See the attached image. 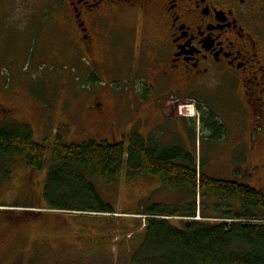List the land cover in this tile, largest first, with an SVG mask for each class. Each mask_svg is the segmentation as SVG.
<instances>
[{"label": "rangeland", "instance_id": "obj_1", "mask_svg": "<svg viewBox=\"0 0 264 264\" xmlns=\"http://www.w3.org/2000/svg\"><path fill=\"white\" fill-rule=\"evenodd\" d=\"M48 19L45 30L26 31L21 44H17V32L2 37L0 106L6 113L0 116V129L27 127L39 144L45 139L54 143L56 137L69 145L115 140L127 144L138 90L143 88L145 62L138 65L137 56L149 51L150 30L145 33L139 25L114 44H97L105 45L113 61L107 65L103 52L97 51L98 68L93 71L89 63L67 55L65 48L62 57L55 55L54 31L49 26L52 20ZM222 92L213 91L209 101L217 102L218 96H225ZM93 98L101 103L99 113L90 110ZM122 101L130 103L128 109L122 108ZM179 111L186 117L196 114L191 105ZM232 115L231 106L226 105V109L221 106L210 112L209 117L212 123L216 119L232 125ZM196 116V128L183 145L197 168L201 167L211 179L244 183L264 195V138L251 153L232 158V141L211 143L214 138H207ZM158 132L164 133L165 129ZM25 162V157L19 156L0 159V264H130L142 223L136 228L134 219L119 216L156 206L173 211L194 202L202 209L196 219L217 222L220 216L215 209L225 205L210 196L198 202L186 190L167 191L156 176L146 175L135 183L121 178L114 189L95 178L91 183L116 215L102 219L60 218L38 209L46 205L41 194L50 168L48 158L41 172L33 171ZM28 211L35 214L27 215ZM180 220L172 218L170 222L179 226Z\"/></svg>", "mask_w": 264, "mask_h": 264}, {"label": "flooded vegetation", "instance_id": "obj_2", "mask_svg": "<svg viewBox=\"0 0 264 264\" xmlns=\"http://www.w3.org/2000/svg\"><path fill=\"white\" fill-rule=\"evenodd\" d=\"M48 17L56 54L66 44L67 55L82 57L95 70L97 51L107 65L113 61L97 44H114L139 25L150 30L149 51L139 57L145 66L135 109L145 140L160 137L154 134L167 124L165 108L171 124L190 128L192 120L175 117L188 104L199 108L209 139L236 142L231 155L251 153L264 138V0H0V49L4 33L17 32L21 44L26 31L45 30ZM220 89L225 96L211 103L210 94ZM96 99L92 111L102 108ZM210 104L230 105L232 125L212 123L207 114L217 108ZM210 126L217 132L210 134ZM181 130L175 136L187 139L190 129ZM242 144L249 148L239 149Z\"/></svg>", "mask_w": 264, "mask_h": 264}, {"label": "trees", "instance_id": "obj_3", "mask_svg": "<svg viewBox=\"0 0 264 264\" xmlns=\"http://www.w3.org/2000/svg\"><path fill=\"white\" fill-rule=\"evenodd\" d=\"M208 132L217 130L210 126ZM16 156L25 157L35 172L43 170L48 158L50 168L41 194L46 205L38 209L60 218L102 219L114 214L91 183L95 178L114 189L121 178L135 183L146 175L156 176L167 191L186 190L195 200L210 196L226 205L215 209L220 216L217 222L195 220L202 209L194 202L173 211L156 206L137 212L145 219L130 264H264V195L244 183L209 178L179 144L161 147L133 131L127 144L69 145L60 137L39 144L27 127L0 129V159ZM31 212L27 215L35 214ZM163 218L188 221L175 226ZM133 223L139 228L141 221Z\"/></svg>", "mask_w": 264, "mask_h": 264}]
</instances>
